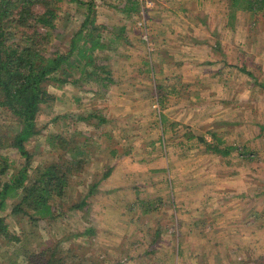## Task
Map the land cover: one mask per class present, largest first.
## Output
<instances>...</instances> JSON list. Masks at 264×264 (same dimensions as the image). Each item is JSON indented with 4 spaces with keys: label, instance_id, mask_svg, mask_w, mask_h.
<instances>
[{
    "label": "rangeland",
    "instance_id": "obj_1",
    "mask_svg": "<svg viewBox=\"0 0 264 264\" xmlns=\"http://www.w3.org/2000/svg\"><path fill=\"white\" fill-rule=\"evenodd\" d=\"M153 1L51 2L47 55L68 52L91 11L103 47L72 72L78 84H46L53 100L28 157L12 147L22 125L0 108V178L26 166L30 182L46 168L83 171L72 168L64 198L50 202L54 218L14 213L21 190L8 198L0 222L17 240L0 233V264L41 253L60 264H264V9ZM226 54L225 72L215 61ZM236 55L249 56V71Z\"/></svg>",
    "mask_w": 264,
    "mask_h": 264
},
{
    "label": "trees",
    "instance_id": "obj_2",
    "mask_svg": "<svg viewBox=\"0 0 264 264\" xmlns=\"http://www.w3.org/2000/svg\"><path fill=\"white\" fill-rule=\"evenodd\" d=\"M52 1L0 0V108L8 110L22 125L12 147L26 157L28 152L25 144L36 135L35 121L41 106L53 100L46 84L52 81L59 85L78 84L79 80L69 79L72 72L75 69L86 71L84 66H91L94 62V51L103 47L99 35L96 36L98 29L94 26L93 17L89 18L91 11L74 34L69 51L47 55L43 45L49 39L48 30L54 28L56 18L55 10L50 7ZM38 4L44 7L40 12L36 8ZM232 5L244 6L242 10L254 12L264 9V0H232ZM208 149L223 156L228 154L210 145ZM3 163L6 165L5 161ZM72 168L74 171H83L68 164L64 171L60 166L59 170L46 168L39 170L34 182H30L26 166L10 182L2 183L0 178V209L5 208L11 195L17 196L21 190L22 197L14 213L28 214L27 210L30 209L33 210L32 216L39 219L54 218L56 205L50 202L55 203L64 198V186H70L68 176ZM5 172L6 169L2 167L0 177ZM109 175L110 172L105 176L108 178ZM92 192L91 189L89 194ZM87 202L88 198H85L81 204L73 205L72 209H81ZM39 219L35 218L34 222ZM0 223V233L10 241L15 240L3 219ZM45 257L46 253H41L31 255L29 260L31 264L61 263L60 259L53 260V254L47 260Z\"/></svg>",
    "mask_w": 264,
    "mask_h": 264
},
{
    "label": "crops",
    "instance_id": "obj_3",
    "mask_svg": "<svg viewBox=\"0 0 264 264\" xmlns=\"http://www.w3.org/2000/svg\"><path fill=\"white\" fill-rule=\"evenodd\" d=\"M225 9H227V7H225ZM225 30H227V29H232V26H225V28H224ZM225 47H226V52L228 53V49H232L233 47H231V45H228V44H226L225 45ZM240 57L241 58H238V56L236 55V58H237V62H242V64L240 65L241 66V69H240V71L241 72H243V73H246L247 71H249V62H250V60H249V56L247 57V56H245V55H240ZM247 57V58H246ZM200 62V61H199ZM216 62V64L218 65V64H221V63H224L225 64V72L227 71V66L228 65H231L232 63H233V58L229 55V54H226V55H224V56H222V57H219L218 58V61H215ZM260 64H261V66H259L258 68L256 67V71L258 72V71H260L261 72V74H264V60L263 61H261L260 60ZM254 76H255V72H254ZM256 77V76H255ZM261 82H264V81H261ZM236 88H240V94H243L244 92L243 91H241V88H242V86H240V87H236ZM243 89V88H242ZM233 90V89H232ZM261 124V123H260ZM262 124H264V123H262ZM261 134H264V126L263 127H261L260 128V133H259V135H261ZM110 218H111V216L110 215H108ZM109 217H105V218H109ZM107 219L106 221H111V222H114L115 220H113L114 219V217H113V219ZM119 218V217H118ZM117 221H119L118 219H116Z\"/></svg>",
    "mask_w": 264,
    "mask_h": 264
},
{
    "label": "built area",
    "instance_id": "obj_4",
    "mask_svg": "<svg viewBox=\"0 0 264 264\" xmlns=\"http://www.w3.org/2000/svg\"><path fill=\"white\" fill-rule=\"evenodd\" d=\"M140 2H141V5L144 6V7H149V6L154 5V1L153 0H140ZM138 25L140 27H143V29H145L146 26H147V23L145 22V19H142V22H140ZM145 31H147V30L145 29Z\"/></svg>",
    "mask_w": 264,
    "mask_h": 264
}]
</instances>
